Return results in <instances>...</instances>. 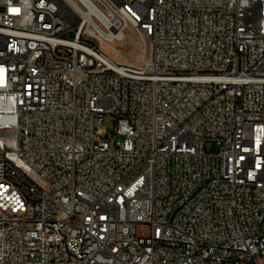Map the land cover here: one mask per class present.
Returning a JSON list of instances; mask_svg holds the SVG:
<instances>
[{
    "label": "built area",
    "instance_id": "built-area-1",
    "mask_svg": "<svg viewBox=\"0 0 264 264\" xmlns=\"http://www.w3.org/2000/svg\"><path fill=\"white\" fill-rule=\"evenodd\" d=\"M0 264H264V0H0Z\"/></svg>",
    "mask_w": 264,
    "mask_h": 264
},
{
    "label": "rangeland",
    "instance_id": "rangeland-1",
    "mask_svg": "<svg viewBox=\"0 0 264 264\" xmlns=\"http://www.w3.org/2000/svg\"><path fill=\"white\" fill-rule=\"evenodd\" d=\"M125 37L121 40H114L111 44L129 61H135L138 55L141 53L140 41L136 32L128 27L125 31ZM112 55V53L110 52ZM104 124L108 129L113 126L110 116H106Z\"/></svg>",
    "mask_w": 264,
    "mask_h": 264
}]
</instances>
